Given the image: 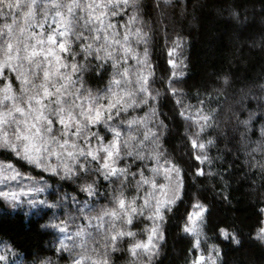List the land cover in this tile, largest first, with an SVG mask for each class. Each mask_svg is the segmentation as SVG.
<instances>
[{"label":"snow or ice","instance_id":"snow-or-ice-1","mask_svg":"<svg viewBox=\"0 0 264 264\" xmlns=\"http://www.w3.org/2000/svg\"><path fill=\"white\" fill-rule=\"evenodd\" d=\"M162 4L174 7L173 0ZM162 4L0 0V202L8 215L23 211L44 221L41 230H58L55 252L66 264H116L118 252L127 253L129 264H157L167 242L166 223L187 203L189 190L206 179H223L228 171L216 170L217 157L210 154L218 142L209 135L210 101L197 93L200 107L191 114L194 105L185 101L192 97L177 87L187 77L173 59L167 60L166 87L153 88V35L144 31V17ZM181 43L180 37L172 41L169 57ZM93 78L107 82L96 89L98 95L81 94L84 85L91 89ZM165 93L176 116L192 122L184 136L194 162L188 173L180 160L160 150L169 131L159 111ZM246 108L234 114L236 153L246 152L247 165L264 175V115L250 103ZM253 137L260 141L255 147ZM66 186L71 192L63 191ZM43 193L47 197L41 198ZM223 199L228 202L229 196ZM210 214L206 199L193 193L177 225L190 245L191 264H224L220 243L207 242L214 239L207 236ZM137 222L144 223V238L135 230ZM216 235L236 249L244 244L235 229L221 227ZM250 235L264 243V220ZM0 249V264H13L8 253L14 246L0 241ZM41 264L56 262L45 258Z\"/></svg>","mask_w":264,"mask_h":264},{"label":"trees","instance_id":"trees-1","mask_svg":"<svg viewBox=\"0 0 264 264\" xmlns=\"http://www.w3.org/2000/svg\"><path fill=\"white\" fill-rule=\"evenodd\" d=\"M156 2L151 0L153 6ZM173 5L165 8L162 4L160 9L144 17V31L153 35L150 46V58L156 65L153 88L163 91L166 87L165 78L171 74L167 60L173 59L177 70L185 72L187 77L177 87L192 97L185 101L194 105L189 110L191 114L195 115L196 108L200 107L195 99L197 93L201 99L210 101L205 106V111L210 108L214 113L209 135L218 141L210 154L217 157L216 170L228 171L223 179L220 176L215 180L206 179L202 186L189 190L187 203L181 204L166 223L167 242L160 249L157 264H191L194 259L190 245L181 239L177 225L185 209L190 207L193 193L197 192L211 208L207 236L214 239L207 242L220 243L224 264H264V245L250 235L258 222L264 220V213L261 212L264 208V175L258 167L247 165L249 157L246 152L237 155L239 133L235 131L234 115L237 109L247 110L249 103L252 111L264 115V0H173ZM161 11L165 12L164 17H161ZM177 37L182 39L181 46L169 57L168 48L173 47L172 41ZM225 77L229 81L227 85ZM76 80L79 86V77ZM95 80L89 81L93 86L91 89L84 85L81 94L87 88V91L98 95L96 89L103 87L107 81L106 78L100 83ZM166 95L161 99L159 111L169 131L160 150L180 160L188 173L189 166L194 162L187 154L189 149L184 136L192 122L176 116L175 107ZM259 125L257 120V136ZM192 130H196L195 126ZM252 139L255 147L260 141L257 137ZM255 159H261L260 152H256ZM202 167L206 173L209 171L207 165ZM63 191L71 192V187L66 186ZM47 195L43 193L41 198ZM224 196H229L228 202L224 201ZM100 203L105 204L106 200L101 198ZM7 207L0 202V241L13 245L15 249L8 253L9 261L13 264H41L43 259L51 258L56 264H66L65 260L58 259L59 253L55 252V242L60 238L58 230L45 232L39 227L43 220L25 216L23 211L19 215H8L3 210ZM221 227L239 232L244 240L243 246L236 249L221 243V238L216 235ZM143 229L144 223L137 222L135 230L140 233V238H144ZM99 239L97 237V241ZM114 259L116 264H129L126 252H118Z\"/></svg>","mask_w":264,"mask_h":264},{"label":"clouds","instance_id":"clouds-1","mask_svg":"<svg viewBox=\"0 0 264 264\" xmlns=\"http://www.w3.org/2000/svg\"><path fill=\"white\" fill-rule=\"evenodd\" d=\"M93 80H95V78H93ZM104 80V78H99L98 80H95V82L96 83H100L101 81H103ZM91 85V87H93L92 86V84H90ZM88 86V85H87ZM87 92V88L85 89V93ZM261 245H264V243H261Z\"/></svg>","mask_w":264,"mask_h":264}]
</instances>
